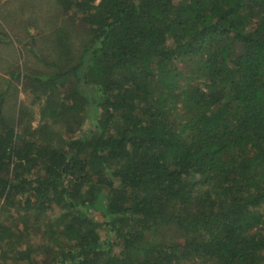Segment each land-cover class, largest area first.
<instances>
[{
    "label": "trees",
    "instance_id": "obj_1",
    "mask_svg": "<svg viewBox=\"0 0 264 264\" xmlns=\"http://www.w3.org/2000/svg\"><path fill=\"white\" fill-rule=\"evenodd\" d=\"M50 1L39 123L0 91V264H264V0Z\"/></svg>",
    "mask_w": 264,
    "mask_h": 264
},
{
    "label": "rangeland",
    "instance_id": "obj_2",
    "mask_svg": "<svg viewBox=\"0 0 264 264\" xmlns=\"http://www.w3.org/2000/svg\"><path fill=\"white\" fill-rule=\"evenodd\" d=\"M69 22L62 19L50 0H0V91L8 87L9 96L4 101L3 114L16 119L23 110L28 113L24 119L31 115L34 125L39 123L45 94L36 90L37 85L27 84L25 77L54 70L52 62L58 52L52 31ZM81 34L73 35L74 53L85 39ZM6 79H10L9 84ZM89 124L90 118L84 117L82 130L86 131Z\"/></svg>",
    "mask_w": 264,
    "mask_h": 264
}]
</instances>
